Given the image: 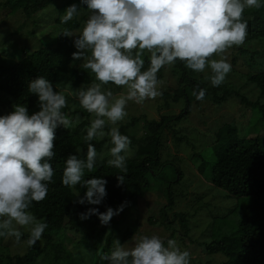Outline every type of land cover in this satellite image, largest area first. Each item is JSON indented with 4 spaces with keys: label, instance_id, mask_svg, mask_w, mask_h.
<instances>
[{
    "label": "clouds",
    "instance_id": "obj_1",
    "mask_svg": "<svg viewBox=\"0 0 264 264\" xmlns=\"http://www.w3.org/2000/svg\"><path fill=\"white\" fill-rule=\"evenodd\" d=\"M89 13L79 31L64 28L58 34L73 38V62L94 74L87 87L69 93L92 119L86 127V159L71 154L65 161L62 184L75 188L82 185L86 191L76 193L79 204L100 205L107 196L108 181L93 176L83 179L85 171L92 172L97 160L121 170L118 184L125 183L126 160L132 155L131 140L122 134L120 126L126 122L129 102L142 105L162 96L160 70L174 66L177 60L185 67L211 75L205 76L213 87L226 82L232 70L227 53L233 47L243 46L248 36L245 10L264 7L262 0H81ZM80 15L73 3L60 16L67 25ZM148 67L145 69V55ZM220 56V59L213 57ZM108 85L126 89L114 93ZM68 88H72L69 84ZM28 91L38 97L39 111L29 113L27 105L16 103L13 111L0 116V237L21 241L26 232L28 246L42 240L47 224L29 210L33 202L47 198L48 185L53 182L56 129H65L82 123L79 113L70 119L63 109L68 100L62 91L54 89L52 81L38 76L28 83ZM67 91V89H65ZM203 101L206 89L191 93ZM109 139L107 153H98L91 141ZM107 147V145H106ZM77 153L81 149L76 150ZM127 202L117 209L105 212L89 208L80 213L85 220L98 215L107 225L119 215ZM128 248L119 239L114 240L110 253L101 256L107 264H190V252L182 250L175 239H162L153 234L132 237Z\"/></svg>",
    "mask_w": 264,
    "mask_h": 264
},
{
    "label": "trees",
    "instance_id": "obj_2",
    "mask_svg": "<svg viewBox=\"0 0 264 264\" xmlns=\"http://www.w3.org/2000/svg\"><path fill=\"white\" fill-rule=\"evenodd\" d=\"M54 1L6 0L3 6L7 12L22 10L27 18L55 6L59 10V16L55 21L61 27L59 33L66 27L77 31L86 15L77 16L67 25L61 24L59 18L63 15V4ZM73 3L79 6L81 0H68V5ZM244 15L248 21L247 40L261 39L264 42V7L259 10L246 9ZM239 49L242 52L248 50L242 47ZM76 50L73 38L60 35L57 36L54 44L36 48L19 60L0 57V116L12 112L16 103L27 105L30 114L40 110L38 97L28 91V83L38 76L52 81L56 91L64 92L68 100V107L63 109L65 114L71 115L72 118L77 113L81 117L84 116L83 122L71 129H65L63 126L56 129L54 149L56 155L50 161L55 170L53 182L48 185L47 198L39 203L34 201L29 209L38 220L47 224L42 237L43 244L37 242L35 246H27L23 253H0V264H83L81 256L73 259L68 254L65 244L58 239L63 229L67 227L80 230L81 238L77 242V247L87 251L91 264H107L100 258L105 253L111 252L114 248V240L119 239L123 244L138 230V220L133 222L134 217L127 219L124 210L135 206L138 200L151 190L149 174L159 181L164 176L169 177L170 182L182 178V170L174 165L172 160L162 162V151L166 145L161 137L167 128H173V122H180L192 111L193 102L197 100L191 93L193 90L198 91V88L206 89L204 99H209L217 105L223 104L229 98L239 99L243 105L253 111L254 119L249 121L248 126L261 122V131L259 130L255 136L249 135V127L245 128L242 125L240 127L235 119L223 122L208 143L216 156L213 162L205 161L199 152L193 153L199 162V171L208 170L211 190H224L225 198L245 196L249 201L243 204L239 212L232 209V212L235 211L234 215L226 210L223 216H216L222 221L223 226L217 224L195 238L192 233L190 234L192 227L185 213L177 212L172 221L167 217L166 208L174 204V193L171 187H168L167 190L164 189L168 204L162 206L158 222L169 231L164 237L165 243L167 239H175L176 234H181L182 241L189 239L190 242L198 245L200 250L196 254V261L193 262L196 264H214L213 254H222L224 259L220 264H264V67L249 71L247 75L246 83L252 84L253 90H257V93L252 90L253 97L255 96L253 98L232 83L213 87L211 82L206 83L202 80L201 74L186 68L183 62L177 60L172 66L177 85L172 92H163L162 95L166 100V106H169L170 99L174 102L183 100L185 107L178 114H163L160 120H145L147 131L142 138L132 135L129 131L139 118L121 124L120 131L129 136L132 149V155L126 160L128 171L125 175V183L117 186L116 175L123 173L120 169L107 164V159L110 157L106 155L103 162L97 160L92 172L85 171L83 179L102 176L108 181L107 196L100 205L87 203L81 205L76 202V193L80 192L82 196L86 189L82 185L70 188L62 184L67 157L77 154L79 158L86 159L87 143L84 138L86 127L92 119V116L80 107L78 100L69 95L72 89L87 87L94 80V74L90 70L80 66L79 61L73 62L72 53ZM144 58L146 69L149 66L148 55L146 54ZM250 61L252 64L255 63L253 57H250ZM164 69L165 67L158 73L159 80ZM69 84L72 88H68ZM106 87H110L114 93L122 89L115 85ZM188 136L185 133L180 139H185L193 146L194 142H191ZM91 143L98 153H107L108 148L111 147L107 137L103 140L95 139ZM78 148L82 150L79 153L76 151ZM166 169L168 170L165 172ZM125 202L127 204L122 211L124 214L100 230L96 227L100 221L98 215L93 214L88 219H80V213L87 212L89 208L96 207L100 212H105L108 207H117ZM177 219L180 224L176 223ZM179 230L182 233H179ZM24 236L27 237L28 234L25 232ZM3 238L0 237V242Z\"/></svg>",
    "mask_w": 264,
    "mask_h": 264
},
{
    "label": "rangeland",
    "instance_id": "obj_3",
    "mask_svg": "<svg viewBox=\"0 0 264 264\" xmlns=\"http://www.w3.org/2000/svg\"><path fill=\"white\" fill-rule=\"evenodd\" d=\"M5 1L0 0V57L2 59L19 60L36 48L55 43L61 29L60 25L55 22L59 16L58 8L52 6L45 11H39L31 18H27L22 10L14 12L5 11L3 6ZM54 2L63 4L64 10L62 14L71 5H68V0H55ZM79 7H81L79 16H86L82 19V26L77 31L82 29L89 15L86 5L81 3ZM12 43L13 45L11 46ZM241 47L246 50L248 49L247 52L240 51L239 48ZM226 55L228 62L232 65V70L227 76L225 83H232L234 86H237L236 88L242 89V92H246L250 97H253V93L257 90H253L254 86L252 84L246 83V78L249 71H256L264 67V42L261 39H246L243 46L229 49ZM250 57L255 59L254 64L250 61ZM213 58L220 59V56ZM79 62L82 63V61ZM198 74H201L204 82L210 83V80L205 79L206 75H211L210 69H206L205 73ZM160 81L162 93L172 92L175 89L177 78L174 71H172V66L165 67ZM125 91L126 89H121L116 93ZM165 101L162 95L155 100L146 101L142 105L129 102L127 106L128 116L124 124L132 122L135 118H139L129 128L130 133L138 138H142L147 131L145 120H160L163 114H178L185 107L183 100L174 102L169 99V106L165 105ZM191 110L180 122H173V128H167L161 137L162 142L166 145L162 151V162L169 159L172 160L173 164L182 170L183 176L179 181L172 182V180L170 182L167 176H161L162 180L159 181L149 174L152 183L151 190L141 197L135 206H130L124 210L127 219L134 217L133 222L138 220L137 232L123 242L128 248L133 246L132 237L134 235L138 237L140 235L151 236L156 234L162 239L168 235L169 231H167L166 227L160 223L158 224L160 210L164 204H168L166 191L164 190H167L168 187H171L174 193V204L172 207L166 208L167 217L172 221L177 212L185 213L192 227L190 234L192 233L195 238H198L200 233H204L207 229L213 228L217 224L223 226L222 221L216 216H223L227 211L234 215L236 210L239 212L243 204L249 201V198L245 196L225 198L224 190H211L212 185L209 183L208 170L206 172L199 171V162L193 153L199 152L205 161L209 163L213 162L216 156L213 148L208 143L213 137L214 132L223 122L235 119L240 127L241 125L245 128L249 127V135L251 136H255L258 133L261 122L259 121L248 126L249 121L254 119L253 111L236 98H229L221 105L214 104L209 99H204L200 102L195 101ZM68 116L72 119L71 115ZM185 133L189 135L188 138H191L190 141L194 142L193 146L188 144L185 139H180ZM241 135H243V131H241ZM118 207H113V209H117ZM232 209H235V211L232 212ZM123 214L121 212L119 215L114 216L112 220H116L118 216ZM215 219H217V222H215ZM176 223L180 224L178 219ZM107 226L108 224L103 225L99 221L96 227L100 230ZM180 232L182 233L181 230H179ZM180 235L176 234L177 238H175L178 246L182 250H188L191 254L190 264H196V262H193L196 261L195 257L200 247L190 242L189 239L182 241L183 239ZM80 238V230L68 227L63 229L62 233L58 236V239L65 244L68 254L73 259H78L81 256L83 264H91L87 251L85 252L77 247V242ZM27 239L28 236L25 237L23 235L21 241L16 243L14 238H3L0 242V253H23L28 246L26 243ZM39 242L43 244L42 240ZM213 255L214 264H220L224 259L222 254Z\"/></svg>",
    "mask_w": 264,
    "mask_h": 264
}]
</instances>
